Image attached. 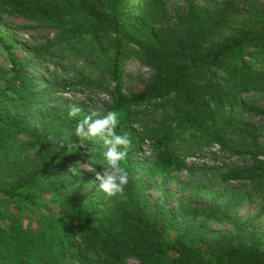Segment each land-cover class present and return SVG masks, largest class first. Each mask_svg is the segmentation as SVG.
<instances>
[{
  "label": "trees",
  "instance_id": "obj_1",
  "mask_svg": "<svg viewBox=\"0 0 264 264\" xmlns=\"http://www.w3.org/2000/svg\"><path fill=\"white\" fill-rule=\"evenodd\" d=\"M12 18L33 24L23 28L53 30L54 39L33 43V59L21 61L8 30ZM53 47L59 62L94 58L114 83L100 117L118 111L117 131L131 141L120 195L106 196L94 178L108 145L74 134L81 115L69 118L37 101L48 87L37 93L26 67L56 55ZM0 50L8 65L0 66V264H126L127 256L139 264H264V232L245 237L243 226L215 238L192 234L174 215L217 219L218 211L146 204L132 160L147 139L159 149L158 172L166 177L181 167L168 154L175 136L223 149L239 126L237 113H264L249 99L264 96V0H0ZM131 60L152 73L141 91L126 95ZM32 110L44 133L64 119L71 135L56 143L40 136L30 129ZM221 180L251 181L264 191V164ZM234 205H224V218Z\"/></svg>",
  "mask_w": 264,
  "mask_h": 264
},
{
  "label": "rangeland",
  "instance_id": "obj_2",
  "mask_svg": "<svg viewBox=\"0 0 264 264\" xmlns=\"http://www.w3.org/2000/svg\"><path fill=\"white\" fill-rule=\"evenodd\" d=\"M11 23L8 30L18 42L16 56L21 61L33 59L30 57L33 43L43 45L45 38L53 40L56 34L53 30L23 28L33 24L18 18H12ZM56 50L54 47L51 49L52 52ZM61 56L56 51V55L50 59L41 57L26 67V74L34 81L37 88L34 90L37 93L38 90L48 87L44 96L43 92L38 96V103L45 108H57L65 112L75 106L81 109L78 115L83 118L89 115L93 119L99 118L111 104L114 83L98 69L94 58L71 56L65 62H59ZM55 63L63 64L66 70L61 71ZM0 66L8 68L1 50ZM39 66L42 67L38 68ZM151 73L149 67L142 66L135 60L127 62L123 73L124 94L132 95L141 91ZM249 99H256L264 112V96L251 95ZM31 114L33 121L30 129L51 142L64 141L71 135V131L63 126L64 119L57 120L44 133L38 124L37 110H32ZM237 114L239 126L234 135L228 138L226 148L222 149L219 144L199 146L192 140L175 136L168 145V154L181 167L172 170L166 177L160 176L158 172L159 149L151 141L144 139L140 151L132 156L134 175L146 204L164 206L171 212L181 207L215 208L218 211L217 219L185 213L186 210L182 214L174 215L181 229H187L189 233L215 238L227 233H237L243 226L245 237L248 234L264 232V191L256 188L251 181L221 180V176L233 170L250 168L255 162L264 164V113ZM133 128L136 131L141 130L138 125ZM20 138L22 139L21 136ZM94 187V184L85 187L86 195L90 196ZM228 201H234L235 205L228 209L230 216L224 218V205ZM55 208L49 206L51 212ZM24 218L25 215L20 217L26 225ZM125 263L139 264L132 256L125 257Z\"/></svg>",
  "mask_w": 264,
  "mask_h": 264
},
{
  "label": "clouds",
  "instance_id": "obj_3",
  "mask_svg": "<svg viewBox=\"0 0 264 264\" xmlns=\"http://www.w3.org/2000/svg\"><path fill=\"white\" fill-rule=\"evenodd\" d=\"M81 109L72 107L69 118H75ZM120 123V113L109 111L102 117L93 119L91 115L86 116L77 123L74 134L80 138H100L108 145L102 153L104 166L100 171L95 172L99 190L108 197H115L124 192L128 183V173L122 166L128 156L130 139L127 134H120L117 129ZM106 137V138H105Z\"/></svg>",
  "mask_w": 264,
  "mask_h": 264
}]
</instances>
